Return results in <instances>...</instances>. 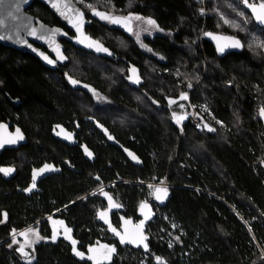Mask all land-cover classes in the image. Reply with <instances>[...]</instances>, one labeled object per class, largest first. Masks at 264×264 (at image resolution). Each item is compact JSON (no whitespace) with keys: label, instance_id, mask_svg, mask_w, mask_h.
<instances>
[{"label":"trees","instance_id":"obj_1","mask_svg":"<svg viewBox=\"0 0 264 264\" xmlns=\"http://www.w3.org/2000/svg\"><path fill=\"white\" fill-rule=\"evenodd\" d=\"M79 5L92 22L88 32L125 60L96 56L63 40L69 62L60 72L0 43V122L10 119L27 133H50L54 124L84 133L97 131L91 129V119H97L116 134L123 150L98 147L94 164L73 153L75 147L60 146L63 156L74 159L64 169L81 170L71 177L80 189L99 180L81 196L114 182L115 197L132 206L153 200L164 186L169 200L156 201L152 248L128 257L130 264H264V127L258 117L264 108V28L242 0ZM29 10L64 27L39 1ZM94 10L130 16L134 32L125 34ZM149 19L161 33L139 40L141 22ZM207 32L238 37L244 49L220 56ZM193 110L211 130H198L190 116L177 122ZM49 138H40L43 147L51 146ZM8 199L0 193V207ZM0 264L7 263L0 258Z\"/></svg>","mask_w":264,"mask_h":264},{"label":"flooded vegetation","instance_id":"obj_2","mask_svg":"<svg viewBox=\"0 0 264 264\" xmlns=\"http://www.w3.org/2000/svg\"><path fill=\"white\" fill-rule=\"evenodd\" d=\"M35 45L48 51L45 46ZM63 66L52 70L65 72ZM79 87L85 88L83 85ZM2 122L10 124L11 132L20 127L10 119ZM91 122V129L97 131L83 133L67 128L70 132H76L74 144L57 138L54 124L50 133H27L23 130L26 142L1 152L0 169H12L8 174L0 172V193L9 197L8 205L0 207L2 261L7 264H130L128 257L152 248L150 224L147 229L148 249H144L143 245L136 248L129 242L121 243V237L127 241L123 235L124 220L130 219L135 225L142 220L139 211L144 201L157 208L154 197L153 200H140L129 206L122 197H115L111 191L114 182L81 196L83 188L84 192L99 180L80 189V182L71 177L81 170L76 166L70 169L63 167V163L71 165L74 159L73 156H63L61 145L75 147L73 153L78 152L93 164L98 147L114 146L123 150V144L116 134L109 129L102 131L99 126L103 124L97 119H91ZM48 136L51 146L43 147L45 142L40 138ZM35 137L39 138L33 139ZM32 145H41V148ZM42 168L45 170L40 172ZM93 177L101 178L96 172ZM101 213H105L103 218Z\"/></svg>","mask_w":264,"mask_h":264},{"label":"water","instance_id":"obj_3","mask_svg":"<svg viewBox=\"0 0 264 264\" xmlns=\"http://www.w3.org/2000/svg\"><path fill=\"white\" fill-rule=\"evenodd\" d=\"M35 1H39L48 6L64 27L47 24L39 17L29 12V8ZM261 5H264V3L252 4L248 1L244 3V7L249 11L255 23L261 28H264V24H261L256 20V15L258 13H264V8H261ZM110 17L122 18L121 23L119 24L111 22L113 26L120 31L128 35H131L134 32L135 22L130 16L116 14ZM123 18L128 19L125 20ZM77 24L80 25V31H77ZM91 24L92 22L89 20L87 12L79 5L78 0H0V43L8 48L20 50L36 56L44 65L51 69H57L60 65H65L69 62V57L66 54V46L63 43V40L72 43L77 48L94 53L97 56L114 60H125L106 46L101 40L93 37L88 32V27L91 26ZM68 30L74 34H71ZM209 33L211 35H208ZM84 37H88V39H84ZM206 39L214 45L220 56H226L232 52H241L244 49L243 41L235 36L207 32ZM236 41H239V47L234 46ZM93 42H98V45L107 49V52L98 51L97 44ZM35 43L45 46L48 51L37 47ZM89 44H92V46L89 47ZM220 47H223V51H220ZM130 66L134 69L132 64H130ZM259 114V119L264 127V115L261 114V110ZM99 127L102 131L108 130V128L103 125ZM54 133L59 139L69 140L70 144H74L76 141V132H70L62 125H56ZM19 136H22L23 139H19ZM0 140L16 141L15 143H6L0 148V154L6 148L19 147L26 142L21 127H16L15 131L11 132L10 124L4 122L0 123ZM161 189L164 188L161 187ZM157 196H159L160 199H157ZM155 199L161 205L167 204L169 200L167 191L166 194L163 192H155ZM139 212L142 216L141 221H143V224L141 225L140 221L135 225L130 219L124 220L123 235L128 241L142 234L146 237L143 243H129L133 244L136 248L146 244L147 247H144V249H148L149 244L147 239L149 237L146 234V230L148 224L156 218L157 213L153 206L146 202L142 203Z\"/></svg>","mask_w":264,"mask_h":264},{"label":"snow or ice","instance_id":"obj_4","mask_svg":"<svg viewBox=\"0 0 264 264\" xmlns=\"http://www.w3.org/2000/svg\"><path fill=\"white\" fill-rule=\"evenodd\" d=\"M245 2H247V0H245ZM261 8H264V5H261ZM93 14L96 15V16H99L101 19L110 20V22H112V23H117V24L121 23V19H122V18H120V17H109V16H107L105 13L97 12V11H95V10L93 11ZM81 17H82V14H81ZM123 19L127 20L128 18H123ZM137 19H139V17H137ZM256 20H257L259 23L264 24V13H258V14L256 15ZM147 23H149V24H151V25H155V21H154V20H151V19H149V20L147 21ZM77 31H80V25H79V24H77ZM208 35H211V34L209 33ZM137 38H139V37H137ZM84 39H88V37H84ZM81 42H83V41H81ZM93 43H96V44H97V50H98V51H105V52H107V49H104L102 46L98 45V42H93ZM91 46H92V44H89V47H91ZM234 46L239 47V46H240V45H239V41H236V42L234 43ZM218 47H219V46H218ZM220 51H223V47H220ZM73 83H76V82L73 81ZM182 98H183V99H186L187 97L182 95ZM173 103H174V101H173ZM261 114L264 115V109H261ZM174 115H175V114H174ZM180 119H182V117H177V122H179ZM210 130H211V129H210ZM17 131H19V130H17ZM19 139H23V137H22V136H19ZM15 142H16L15 140H7V141H5V140H0V148H2L6 143H15ZM89 155H91V154L89 153ZM46 167H47V166H46ZM44 170H45V169L42 168V169H40L39 171H40V172H43ZM11 171H12V169H0V172H4L5 174H8V173L11 172ZM33 179L35 180V174H34V176H33ZM156 192H157V193H161V192H163V193L166 194V189L157 188V189H156ZM105 195H107V194L105 193ZM157 199H160V197L157 196ZM100 215H101V217L103 218L104 215H105V213H101ZM142 224H143V221H141V225H142ZM67 231H71V230H70V229H67ZM113 231L115 232L116 230L113 229ZM117 234H119V233H117ZM145 239H146V237H144L142 234L139 235L138 237L133 238V239L128 240V241H126V240L124 239V237L122 236V237H121V243H125V242H131V243H143V241H144ZM73 243L75 244V241H73ZM144 247H147V245L145 244ZM111 251H114V249H112ZM77 254H78V255H82L81 253H77ZM90 259H91V257H90ZM157 259H159V258H157Z\"/></svg>","mask_w":264,"mask_h":264},{"label":"rangeland","instance_id":"obj_5","mask_svg":"<svg viewBox=\"0 0 264 264\" xmlns=\"http://www.w3.org/2000/svg\"><path fill=\"white\" fill-rule=\"evenodd\" d=\"M80 0H78L79 3ZM204 2L206 3V0H204ZM205 9V8H204ZM208 14V11L205 12ZM206 15V14H205ZM203 15V16H205ZM148 20H144L141 22V30L139 31V33L137 34V37H139L138 39L140 40L144 35H151V34H157V33H161L160 29L158 28L157 24L155 23V25H151L149 23H147ZM207 110L208 109V104L205 103L203 106V110ZM196 114V112L193 110V113L190 115H181L180 117H182V119H180L179 121L181 123H183V121H186L187 119L190 118Z\"/></svg>","mask_w":264,"mask_h":264},{"label":"built area","instance_id":"obj_6","mask_svg":"<svg viewBox=\"0 0 264 264\" xmlns=\"http://www.w3.org/2000/svg\"><path fill=\"white\" fill-rule=\"evenodd\" d=\"M264 1V0H263ZM205 12H207V10L206 9H204L203 11H202V15H205L204 17L205 18H207V13H205ZM191 122H192V124H193V126L195 127V128H197L198 130H200V131H203V130H205V129H211V127L209 126V124H208V122L207 121H205V120H203V119H200L199 117H197L196 115H194L193 116V118L191 119Z\"/></svg>","mask_w":264,"mask_h":264},{"label":"bare ground","instance_id":"obj_7","mask_svg":"<svg viewBox=\"0 0 264 264\" xmlns=\"http://www.w3.org/2000/svg\"><path fill=\"white\" fill-rule=\"evenodd\" d=\"M244 3H245V0H242ZM248 2H250V1H248ZM264 3V1L263 0H256V1H253V2H250V3H252V4H259V3ZM205 18V17H204ZM253 18V17H252ZM205 38H206V35H205ZM12 49V48H11ZM20 51V50H19ZM94 54V53H93ZM97 56V55H96ZM101 57V56H100ZM49 68V67H48ZM262 109H264V108H262ZM261 110V109H260ZM259 113H260V111H259ZM194 115H196L197 117H199L197 114H194ZM193 115V116H194ZM193 116L191 117V119L193 118ZM258 117H260V114H259V116ZM200 119H203V120H205V121H207L206 119H204V118H201V117H199ZM260 120V119H259ZM192 123V122H191ZM209 124V123H208ZM209 126H210V124H209ZM211 127V129H212V126H210ZM205 130H209V129H205ZM204 131V130H203ZM163 188L164 186H160L159 188ZM165 189V188H164ZM156 192V191H155ZM154 196H155V194H154ZM144 202H146L147 203V201H144ZM160 204V203H159ZM161 205V204H160ZM154 208V207H153ZM155 209V208H154ZM156 210V209H155ZM156 213H157V211H156ZM157 217V216H156ZM151 223V222H150ZM149 223V224H150ZM148 224V225H149ZM147 229H148V226H147ZM146 234H147V230H146ZM148 235V234H147ZM149 237V236H148ZM148 240V239H147Z\"/></svg>","mask_w":264,"mask_h":264}]
</instances>
